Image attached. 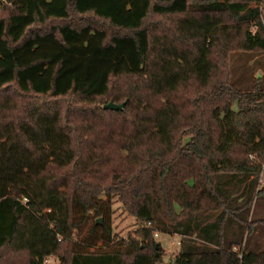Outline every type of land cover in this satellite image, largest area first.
<instances>
[{"label": "trees", "instance_id": "1", "mask_svg": "<svg viewBox=\"0 0 264 264\" xmlns=\"http://www.w3.org/2000/svg\"><path fill=\"white\" fill-rule=\"evenodd\" d=\"M11 1L0 264H264V72L237 87L229 66L264 51L260 0ZM111 194L136 237H112ZM153 229L179 237L166 262Z\"/></svg>", "mask_w": 264, "mask_h": 264}, {"label": "rangeland", "instance_id": "2", "mask_svg": "<svg viewBox=\"0 0 264 264\" xmlns=\"http://www.w3.org/2000/svg\"><path fill=\"white\" fill-rule=\"evenodd\" d=\"M264 5V0H260ZM257 2H251L249 5L250 7H256ZM259 17V15H258ZM260 19V17H259ZM264 19V18H263ZM261 22V19H260ZM93 25H101L99 21H91ZM251 29V26L249 27ZM248 52H231L229 54V66L231 70V81L237 87H245L251 84V75L259 76L261 73L264 72V51H256L250 58L248 57ZM122 81L116 82V84H121ZM115 84V85H116ZM102 102H106V98L103 99ZM235 104L233 103L232 108H235ZM100 196L103 198L105 197L104 193H100ZM104 199V198H103ZM109 218L108 223L111 228V232L113 234L114 239H124L126 240L128 237H136L135 236V229L139 226V222L130 215L126 210L122 208L120 201L118 200V196L116 194H111L109 199ZM103 217V218H102ZM99 216L100 220L96 224V234H100L101 228L100 223L104 220V216ZM98 218V216H94L92 211H88L86 213L85 222L82 225V235L87 233V228L94 222V220ZM153 233H156L155 235ZM89 234V233H88ZM95 234V235H96ZM91 235V234H90ZM152 237L154 241H157L159 244V249L161 250V261L166 262L172 254L176 252L179 245V237L175 233H166V232H159L156 229L152 230ZM96 244L100 248H105L99 239L97 240ZM141 246V244H140ZM47 260L45 264H56L57 258L54 255H48L46 257Z\"/></svg>", "mask_w": 264, "mask_h": 264}, {"label": "built area", "instance_id": "3", "mask_svg": "<svg viewBox=\"0 0 264 264\" xmlns=\"http://www.w3.org/2000/svg\"><path fill=\"white\" fill-rule=\"evenodd\" d=\"M11 5L12 4V1L11 0H0V5ZM254 9L258 12V15L261 19V23L263 22V18H264V5L262 4L261 1H258L257 3V6L254 7ZM263 24V23H262ZM255 26H251V30H254ZM258 183L259 185H264V166L262 165L261 166V169L258 173ZM24 199V197H23ZM45 211H49V208H46ZM154 235L156 233H153ZM47 260H44V264Z\"/></svg>", "mask_w": 264, "mask_h": 264}, {"label": "water", "instance_id": "4", "mask_svg": "<svg viewBox=\"0 0 264 264\" xmlns=\"http://www.w3.org/2000/svg\"><path fill=\"white\" fill-rule=\"evenodd\" d=\"M124 102H125L124 100L120 101L118 103L113 102V101H106V102L102 103L101 107L102 108H109V109H121L123 104H124ZM99 220H100V218L98 217V218L95 219V222L98 223Z\"/></svg>", "mask_w": 264, "mask_h": 264}]
</instances>
